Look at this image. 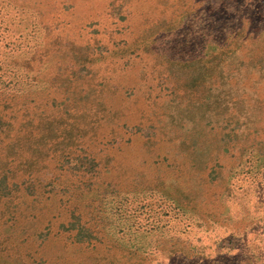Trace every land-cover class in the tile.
<instances>
[{
  "label": "rangeland",
  "instance_id": "obj_1",
  "mask_svg": "<svg viewBox=\"0 0 264 264\" xmlns=\"http://www.w3.org/2000/svg\"><path fill=\"white\" fill-rule=\"evenodd\" d=\"M0 76V264H264V0H0Z\"/></svg>",
  "mask_w": 264,
  "mask_h": 264
},
{
  "label": "trees",
  "instance_id": "obj_2",
  "mask_svg": "<svg viewBox=\"0 0 264 264\" xmlns=\"http://www.w3.org/2000/svg\"><path fill=\"white\" fill-rule=\"evenodd\" d=\"M6 80L0 76V85H6ZM0 90V94H2ZM6 95H3L0 101H3L0 104V200H4L7 194L17 193L18 187L23 185L22 183L26 182H18L16 180L17 174H23V168L21 163H14V159L9 158L8 152L5 149L11 148H20V145L24 144L23 140L32 139V133L28 132L25 134L26 128L27 130H32L35 126L33 117L31 115V111L27 109L17 108L14 109L11 104L5 103L7 101ZM23 104H21L20 107ZM22 129V132H21ZM19 150L15 151V154L19 152ZM8 155V156H7ZM0 201V202H1ZM1 204V203H0ZM3 208L0 209V226H4L6 221L4 220V206L5 202L1 204ZM65 210V208H64ZM88 229V228H87Z\"/></svg>",
  "mask_w": 264,
  "mask_h": 264
}]
</instances>
